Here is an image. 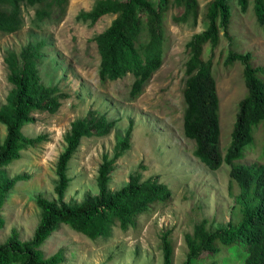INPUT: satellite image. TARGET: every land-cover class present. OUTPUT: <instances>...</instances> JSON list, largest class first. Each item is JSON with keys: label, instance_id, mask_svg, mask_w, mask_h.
Returning a JSON list of instances; mask_svg holds the SVG:
<instances>
[{"label": "rangeland", "instance_id": "rangeland-1", "mask_svg": "<svg viewBox=\"0 0 264 264\" xmlns=\"http://www.w3.org/2000/svg\"><path fill=\"white\" fill-rule=\"evenodd\" d=\"M105 0H68L64 14L52 11L39 21L32 9L23 8V25L12 34L0 32V108L13 86L8 82L9 72L4 57L19 53L26 46L39 47L41 59L37 61L40 81L47 87H57L68 98L62 101L54 114L34 113L32 123L22 127L27 138L43 136L35 147L21 151L19 160L2 171L6 178L19 177L0 209V245L12 233L21 241H29L40 221L37 198L56 201L57 182L55 165L62 153L64 137L71 123L89 110L106 113L115 122L111 133L103 138L83 139L68 164L69 185L63 197L67 204H80L98 195L96 179L103 157L112 160L115 145L131 127L130 148L116 158L109 172V188L117 191L125 186L131 175L142 180L156 177L172 192L170 202L156 204L149 212L139 216L135 226L126 230L115 224L108 236L89 238L67 225H60L41 247L45 258L60 252L62 264H162V238L173 246V264H184L187 248L186 234L206 220L207 226L226 225L239 193L238 185L229 177L230 167L222 164L216 171L209 170L194 155V143L182 134V88L184 63L187 60L185 44L206 27L203 18L211 0H196L198 14L195 24L189 18L176 22L182 11L172 7L164 20L165 52L162 66L152 76L143 93L131 99L129 90L132 76L116 81L101 82L98 77L99 55L94 38L103 32L115 18L105 15L95 24L78 18L90 12ZM235 17L231 30L239 47L237 53L254 55L253 64L264 67V27H260L248 9L241 13L234 1ZM221 38L215 50L213 75L219 98L220 150L225 153L237 113V104L245 96L242 65L224 66L229 46ZM209 52L207 47L204 58ZM263 79V78H262ZM264 80V79H263ZM0 124V140L5 137ZM252 144L244 148V155L235 164H264V127H253ZM230 264H240L223 252ZM206 261L205 257H202ZM227 264V262H226Z\"/></svg>", "mask_w": 264, "mask_h": 264}, {"label": "trees", "instance_id": "trees-1", "mask_svg": "<svg viewBox=\"0 0 264 264\" xmlns=\"http://www.w3.org/2000/svg\"><path fill=\"white\" fill-rule=\"evenodd\" d=\"M234 1L241 13L248 9L256 23L264 27V0H211L203 18L205 29L194 34L185 44L182 88V134L194 143L193 155L209 170L216 171L222 164L230 167L229 177L235 181L239 193L235 197L230 220L226 225L207 226L206 220L194 226L192 234L184 236L187 255L184 264H230L223 252L240 259V264H264V164H235L243 157L244 148L252 144L253 127H264V67L253 64L254 55L237 53L239 44L231 30L235 17ZM68 0H0V32L12 34L23 25L22 11L32 9L42 21L52 11L64 14ZM175 7L182 11L176 22L193 23L197 19L196 0H105L87 13L78 16L83 22L95 24L105 15H114L110 25L94 38L99 55L98 77L101 82L116 81L130 74L133 78L129 96L136 99L162 66L165 52L163 23L168 11ZM221 38L228 42L229 51L223 62L232 67L240 63L246 89L237 104L231 140L224 154L220 150V115L216 80L213 75L215 50ZM208 56L204 58L205 48ZM39 47L26 46L21 52H10L4 57L13 86L6 104L0 108V124L5 137L0 140V209L19 177L8 179L3 169L21 157V151L35 147L43 140L24 137L21 129L34 121V113H56L68 95L57 87H47L40 81L37 61ZM263 78V79H262ZM115 127L106 113L89 110L74 120L64 137L65 147L59 155L55 174L56 201L36 199L41 212L40 221L29 241H21L12 233L0 245V264H62L60 252L45 258L41 247L60 225H67L89 238L106 237L111 228L126 230L135 226L139 216L156 204L170 202L172 192L156 177L145 180L131 175L128 183L117 191L109 188V172L116 158L130 148L131 127L115 145L112 160L103 157L96 179L98 195L80 204H67L63 197L69 185L68 164L77 153L83 139L108 136ZM264 154V148H263ZM161 249L162 264H173V246L164 236ZM241 253V255H240ZM202 257L206 258L203 261Z\"/></svg>", "mask_w": 264, "mask_h": 264}]
</instances>
